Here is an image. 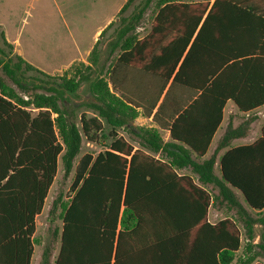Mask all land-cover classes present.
<instances>
[{
	"label": "trees",
	"instance_id": "1",
	"mask_svg": "<svg viewBox=\"0 0 264 264\" xmlns=\"http://www.w3.org/2000/svg\"><path fill=\"white\" fill-rule=\"evenodd\" d=\"M137 1L127 0L108 28L116 26L108 55L118 56L109 69L98 44L88 64L50 76L0 33V264H30L36 217L60 162L65 177L75 173L73 196L52 203L59 249L46 246L40 264H232L243 237L241 264L264 259V128L256 143L217 155L255 118L229 125L206 155L229 102L244 114L264 106V0ZM83 84L91 100L68 108ZM139 109L168 130V143L153 128L137 129L138 149L120 135ZM100 139L109 140L106 150L75 165L83 142ZM214 208L235 219L211 224Z\"/></svg>",
	"mask_w": 264,
	"mask_h": 264
},
{
	"label": "rangeland",
	"instance_id": "2",
	"mask_svg": "<svg viewBox=\"0 0 264 264\" xmlns=\"http://www.w3.org/2000/svg\"><path fill=\"white\" fill-rule=\"evenodd\" d=\"M183 2H212L213 0H181ZM12 6L10 11H13L11 14L10 11H2L1 19L6 23L5 28L9 32H14L15 30H20V40L23 46V49L29 48L33 44L41 45L40 51L41 55L44 57L46 63L51 67L58 65L65 57L67 52H70L71 49H64L55 47L56 45H62L66 42H63L62 35L67 33L65 32H56V28H64L67 24L70 27L77 26L80 30L82 28V32H78V34L88 35L93 26V18L100 16L102 13H107L110 11L109 5L104 4L101 1L95 0H10L8 1ZM142 0H138L136 2V6L141 4ZM31 4V9H26V6ZM134 7L129 9L125 16L131 15ZM29 13L31 15L29 16ZM157 10L154 4L147 10L142 22L138 26L136 30V35L138 38H144L150 32L155 14ZM30 17V22L27 26H25L24 19L28 20ZM87 30V31H86ZM2 30H0L1 33ZM4 33V31H3ZM6 34V33H5ZM114 35L113 30H111L108 35ZM1 40V37H0ZM62 40V41H61ZM67 46V45H65ZM22 49V50H23ZM99 49L101 52L100 56V64L105 66L106 69H109L113 64H115L117 60V54L113 57L108 55V45L104 47V43L99 45ZM33 50V49H28ZM67 50V52H66ZM80 52H84V49H80ZM69 56V55H68ZM81 54L79 53L78 57L80 58ZM67 58V57H66ZM64 58V60L66 59ZM80 62H75L77 64ZM57 74H55L56 76ZM53 76V75H52ZM108 77V76H106ZM180 93V92H177ZM69 101L66 103L68 108H77L81 104L88 102L91 100L90 95L87 91V85H81L75 96H70ZM85 109H79L76 111V121L78 125H80L79 120L81 114ZM87 117H93L91 112H86ZM109 129L106 128L105 132L108 133ZM109 144V140H101L100 144H91L86 141L83 142L82 151L79 157L77 158L75 165L78 164L79 160L86 153H91L94 156H97L102 151L106 150ZM216 173L219 174V170L217 168ZM75 173L72 172L68 177L64 176V170L62 164L60 162L58 173L55 179V182L49 192L48 201L45 204L43 215L38 218L37 221V235H36V244L37 246L42 245V248L53 243L54 253L57 255L59 249V240H54V232L60 231L62 223L59 220V210L55 214V216L50 217L49 211L51 208L52 201L61 196L64 202H68L73 194L71 193V185L74 181ZM207 189L211 191L212 187L208 186ZM241 198V197H240ZM242 199V198H241ZM219 214L220 219L225 217H230L235 219L234 212H229L225 208L221 210L211 209V215L215 213ZM256 238L255 242L259 241V234L261 232V228L257 226L255 228ZM246 241L243 237L242 239V247L240 251L236 254V259L232 264H241V260L244 256ZM262 263L264 264V259H258L254 264Z\"/></svg>",
	"mask_w": 264,
	"mask_h": 264
},
{
	"label": "crops",
	"instance_id": "3",
	"mask_svg": "<svg viewBox=\"0 0 264 264\" xmlns=\"http://www.w3.org/2000/svg\"><path fill=\"white\" fill-rule=\"evenodd\" d=\"M8 1L10 0H0V15L2 11L4 10L10 11L12 9L10 8L12 5L9 4ZM95 1H101L104 4L106 3L111 8L110 11H108L107 13L104 12L100 14V16L97 15V17L93 18L94 24L91 27V29L88 28L90 34L86 36L83 34H78V32H82V30L85 31V29L82 28V30H80L79 27L77 28V26L74 25L73 27H70V25L68 24L64 28L61 27L55 29L56 32L67 33L65 37L64 35H62V40L64 39L63 42L66 43L60 46L56 45L55 47L62 48L64 46L63 47L64 49H71V50H69L70 52H67L66 50L68 54H66L65 57H63V60L54 67L48 65L44 57L41 55V51L39 50L41 45L33 44L29 48L23 49L20 40V30L9 32L5 28L6 23L1 18H0V30H2L1 32L4 31V35L6 37L7 42L13 46L14 54L21 56L27 63L31 64L33 67H35L36 69L40 70L41 72L47 75L55 76V74H57L56 76H62L75 62H83L85 64H88V57L92 49L96 45L98 44L102 45L104 43V47H106L114 39V35L112 34L110 36L108 35V33L111 30H113L114 32L116 26L109 30L108 28L112 23L118 22L119 13L121 9L124 7V5L127 3V0H95ZM26 9H31V4H28L26 6ZM10 13L12 14L13 11H10ZM30 15L31 13H29V16ZM29 22H30V17L28 20L24 19L23 24L27 26ZM28 49H33V50L30 51ZM80 49H84V52L83 53L80 52ZM79 53L81 54L80 58L78 57ZM64 58L66 59L64 60ZM146 83H147L146 86L148 87L149 84L148 82ZM139 112H140V116L134 121L130 122L126 128L120 130V135L123 136L128 142H130L135 149H138L139 147L138 138L136 137L135 134L137 132V129L141 127L153 128L159 131L164 143H168L170 141V133L168 132V130L163 129L160 126H158L156 123H154L153 118L152 117L148 118V116L144 114V111L142 109L141 110L139 109ZM250 116H253L255 119L251 123L249 130H247V132H245V134L242 135L240 138L233 140L230 148L221 150L217 155L220 156L225 155L228 152V150H230L231 148L249 146L259 141L262 137V130L264 128V106L255 110L251 114H244L239 111V109L236 107L234 103L229 102L223 110L222 123L219 126L218 130L216 131L206 155H208L209 157L210 155H213L215 153L218 142L224 135L229 125H232L233 128H238ZM217 168L219 170V163L216 164L215 172ZM180 173L194 177L193 174L190 172V170H183ZM47 201H48V197L45 201V204L47 203ZM43 211L44 208L42 210V213L36 217V232L33 238H31L30 240L31 243L33 244V251H34L32 258L30 260V264H40V261L42 259V254L44 252V249L46 248V246L42 248V245L37 246L36 244L37 221L38 218L43 215ZM208 220L211 224H216L219 221H221L222 218L220 219L219 214L216 212L214 215H211V213H209ZM8 252L13 253V249H11V251ZM8 264H12V263H8Z\"/></svg>",
	"mask_w": 264,
	"mask_h": 264
}]
</instances>
